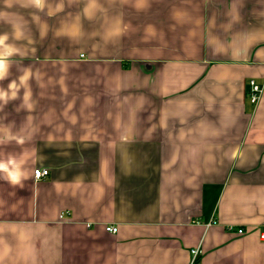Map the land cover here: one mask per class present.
Segmentation results:
<instances>
[{"label": "crops", "instance_id": "crops-1", "mask_svg": "<svg viewBox=\"0 0 264 264\" xmlns=\"http://www.w3.org/2000/svg\"><path fill=\"white\" fill-rule=\"evenodd\" d=\"M2 36L0 264H264V0H0Z\"/></svg>", "mask_w": 264, "mask_h": 264}, {"label": "built area", "instance_id": "built-area-1", "mask_svg": "<svg viewBox=\"0 0 264 264\" xmlns=\"http://www.w3.org/2000/svg\"><path fill=\"white\" fill-rule=\"evenodd\" d=\"M263 93V86L257 83L255 80H251L249 82V90H248V96L250 99V102L254 105H257L262 97ZM49 175V169H38L35 171V178L41 179ZM106 230L111 233H117L118 227L115 225H107ZM229 230H233L232 227L229 228ZM237 232L239 234H242L244 232L243 229H237ZM261 240L264 241V230L261 232ZM197 257V251H195V260ZM195 260H193V264L195 263Z\"/></svg>", "mask_w": 264, "mask_h": 264}, {"label": "clouds", "instance_id": "clouds-1", "mask_svg": "<svg viewBox=\"0 0 264 264\" xmlns=\"http://www.w3.org/2000/svg\"><path fill=\"white\" fill-rule=\"evenodd\" d=\"M33 3L37 6V7H42V0H33ZM7 39V36H2L0 37V46L4 45V41ZM12 51H14L11 48H6V51L0 55V79H2L6 73L7 70V64L5 63L3 56H7L10 55L12 53ZM26 78V77H25ZM24 79V78H22ZM10 88H15L16 85L15 83L9 85ZM7 94L4 93L3 91H0V99H3ZM13 96H15V92L12 93ZM0 170L9 172V178L12 180L13 183H18L19 182V178L21 173H19L18 170H12L9 171L7 165L0 163Z\"/></svg>", "mask_w": 264, "mask_h": 264}]
</instances>
